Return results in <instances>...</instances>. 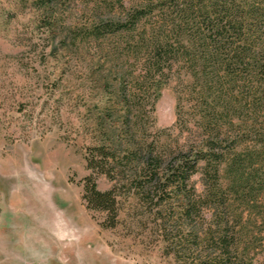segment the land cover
Returning <instances> with one entry per match:
<instances>
[{"label":"trees","instance_id":"1","mask_svg":"<svg viewBox=\"0 0 264 264\" xmlns=\"http://www.w3.org/2000/svg\"><path fill=\"white\" fill-rule=\"evenodd\" d=\"M89 1L85 35L123 36L141 61L136 91L152 104L170 77L178 89L168 145L138 137L128 113L137 92L122 95L120 135L102 130L86 152L85 206L114 227L125 194L178 264H264V0ZM99 173L109 187H97Z\"/></svg>","mask_w":264,"mask_h":264},{"label":"rangeland","instance_id":"2","mask_svg":"<svg viewBox=\"0 0 264 264\" xmlns=\"http://www.w3.org/2000/svg\"><path fill=\"white\" fill-rule=\"evenodd\" d=\"M43 2L0 0V264H178L155 221L135 222L125 194L114 227L82 197L86 152L104 133L120 135L140 57L125 52L123 36L85 35L89 0ZM176 89L170 77L152 104L132 96L139 138L172 143ZM191 180L200 190L199 173ZM95 181L111 184L103 173Z\"/></svg>","mask_w":264,"mask_h":264}]
</instances>
